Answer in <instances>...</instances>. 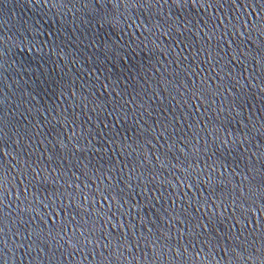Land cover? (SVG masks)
<instances>
[{"label":"water","instance_id":"1","mask_svg":"<svg viewBox=\"0 0 264 264\" xmlns=\"http://www.w3.org/2000/svg\"><path fill=\"white\" fill-rule=\"evenodd\" d=\"M0 264H264V0H0Z\"/></svg>","mask_w":264,"mask_h":264}]
</instances>
